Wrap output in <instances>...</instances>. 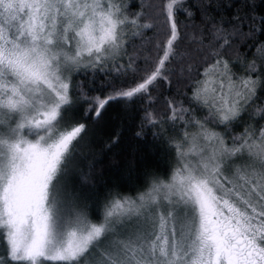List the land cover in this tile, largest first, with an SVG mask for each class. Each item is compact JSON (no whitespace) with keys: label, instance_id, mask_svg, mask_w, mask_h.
<instances>
[{"label":"snow or ice","instance_id":"1","mask_svg":"<svg viewBox=\"0 0 264 264\" xmlns=\"http://www.w3.org/2000/svg\"><path fill=\"white\" fill-rule=\"evenodd\" d=\"M0 264H264V0H0Z\"/></svg>","mask_w":264,"mask_h":264},{"label":"trees","instance_id":"2","mask_svg":"<svg viewBox=\"0 0 264 264\" xmlns=\"http://www.w3.org/2000/svg\"><path fill=\"white\" fill-rule=\"evenodd\" d=\"M126 131L121 143L113 147L111 152L101 151L97 156L100 163V170L105 179L119 180L124 175L129 161L134 158L138 170L145 167H154L157 163H162V157L158 156L155 148L147 142H134L131 139V127L125 125ZM114 129L111 126L101 125L94 136V141L98 149L103 148L104 142L112 134ZM135 144L136 151L133 154L131 146Z\"/></svg>","mask_w":264,"mask_h":264}]
</instances>
